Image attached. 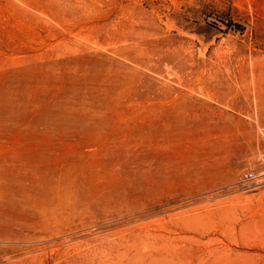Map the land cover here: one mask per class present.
I'll return each instance as SVG.
<instances>
[{
  "label": "rangeland",
  "instance_id": "374dc122",
  "mask_svg": "<svg viewBox=\"0 0 264 264\" xmlns=\"http://www.w3.org/2000/svg\"><path fill=\"white\" fill-rule=\"evenodd\" d=\"M263 129L264 0H0V264H264Z\"/></svg>",
  "mask_w": 264,
  "mask_h": 264
},
{
  "label": "built area",
  "instance_id": "2783aa9c",
  "mask_svg": "<svg viewBox=\"0 0 264 264\" xmlns=\"http://www.w3.org/2000/svg\"><path fill=\"white\" fill-rule=\"evenodd\" d=\"M264 131V129H263ZM264 180V152L254 156L253 164L239 174L237 183L246 188L260 184Z\"/></svg>",
  "mask_w": 264,
  "mask_h": 264
},
{
  "label": "water",
  "instance_id": "95a60500",
  "mask_svg": "<svg viewBox=\"0 0 264 264\" xmlns=\"http://www.w3.org/2000/svg\"><path fill=\"white\" fill-rule=\"evenodd\" d=\"M234 29L237 30V31H243V28L238 26V25H235Z\"/></svg>",
  "mask_w": 264,
  "mask_h": 264
},
{
  "label": "trees",
  "instance_id": "16d2710c",
  "mask_svg": "<svg viewBox=\"0 0 264 264\" xmlns=\"http://www.w3.org/2000/svg\"><path fill=\"white\" fill-rule=\"evenodd\" d=\"M226 25H227V26H230V24H229V23H227Z\"/></svg>",
  "mask_w": 264,
  "mask_h": 264
}]
</instances>
